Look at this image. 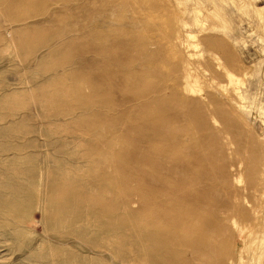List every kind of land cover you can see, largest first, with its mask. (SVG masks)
<instances>
[{
  "label": "rangeland",
  "instance_id": "obj_1",
  "mask_svg": "<svg viewBox=\"0 0 264 264\" xmlns=\"http://www.w3.org/2000/svg\"><path fill=\"white\" fill-rule=\"evenodd\" d=\"M102 1L0 0V264H264V0Z\"/></svg>",
  "mask_w": 264,
  "mask_h": 264
},
{
  "label": "bare ground",
  "instance_id": "obj_2",
  "mask_svg": "<svg viewBox=\"0 0 264 264\" xmlns=\"http://www.w3.org/2000/svg\"><path fill=\"white\" fill-rule=\"evenodd\" d=\"M104 1V0H103ZM102 1V2H103ZM180 1V0H179ZM83 2V1H82ZM109 2V1H108ZM115 2V1H114ZM158 2V1H157ZM161 2H163V1H161ZM166 2H167V0H166ZM224 2V1H223ZM68 3H69V1H68ZM101 3V2H100ZM179 5H181V4H183V3H181V2H177ZM229 3H230V1H229ZM97 4V3H96ZM106 4V3H105ZM111 4V3H110ZM118 4V3H117ZM116 4V5H117ZM160 4V3H159ZM231 4V3H230ZM83 5V4H82ZM101 5V4H100ZM109 5V4H108ZM114 5H115V3H114ZM168 5V4H167ZM232 5V4H231ZM231 5H229V6H231ZM97 6H98V4H97ZM120 6H122L121 4H120ZM119 6V7H120ZM129 6V5H128ZM132 6V5H131ZM146 6H148V5H146ZM185 6V5H184ZM196 6V5H195ZM234 6V5H233ZM39 7V6H38ZM91 7V6H90ZM99 7V6H98ZM113 8H114V6H112ZM111 7V8H112ZM123 7H124V5H123ZM130 7V6H129ZM161 7V6H160ZM159 7V8H160ZM176 7V6H175ZM198 7V6H197ZM197 7H196V9L195 8H192L193 10H192V13L194 14V13H198L199 14V12H200V10H198L197 9ZM235 7V6H234ZM95 8V7H94ZM94 8H92V9H94ZM152 8H155V7H152ZM158 8V7H157ZM157 8H155L156 9V11H157ZM179 8V7H178ZM182 8V7H181ZM221 8V7H220ZM246 8V7H245ZM100 9V8H99ZM117 9H119L118 8V6H117ZM169 9V8H168ZM180 9V8H179ZM178 9V10H179ZM183 9H185V11H188L186 8H184L183 7ZM183 9H182V11H183ZM223 9H225V7L223 8ZM257 9V11L258 12H261L262 11V8H256ZM264 9V8H263ZM32 10V9H31ZM112 10V9H111ZM110 10V11H111ZM125 10V9H124ZM160 10H161V8H160ZM216 11H215V16H220L219 14L221 13V10H219V9H215ZM115 11V10H114ZM118 11V10H117ZM128 11V10H127ZM184 11V12H185ZM248 11V10H247ZM91 12V11H90ZM104 12V11H103ZM106 12V11H105ZM112 12V11H111ZM138 12V11H137ZM158 12V11H157ZM181 12V11H180ZM184 12H182V13H184ZM43 13V12H42ZM100 13V12H99ZM254 13V12H253ZM93 14H94V12H93ZM97 14V13H96ZM160 14V13H159ZM161 14H162V12H161ZM164 14V13H163ZM65 15V14H64ZM78 15V14H77ZM88 15H91V14H88ZM110 15V14H109ZM112 15V14H111ZM121 15H123V14H121ZM155 15V14H154ZM156 15H158V14H156ZM99 16H101V15H99ZM229 16V15H228ZM92 17H94V16H92ZM95 17H96V15H95ZM98 17V16H97ZM194 17H195V21L193 22V23H195L194 25L195 26H198L199 24H202V22H201V20L200 19H197V16H196V14L194 15ZM98 18H100V17H98ZM102 18V17H101ZM108 19V18H107ZM116 19V18H115ZM161 19V18H160ZM159 19V20H160ZM109 20V19H108ZM261 20V19H260ZM95 21V20H94ZM231 21V20H230ZM226 23V22H225ZM77 24V23H76ZM85 24V23H84ZM96 24V23H95ZM83 25V24H82ZM176 26V37H175V39L174 40H172V41H174L173 43H170L171 45H172V47H173V49H174V47H179V48H182V49H184L185 50V52H190L192 49H195L196 48V45H194L193 43H192V39H194L195 37H196V35L195 34H193V33H191V32H187L186 31V29L189 27V24L187 23V22H185L183 19H181V18H177V21H176V24H175ZM99 25H97V27H98ZM101 26V25H100ZM103 26V25H102ZM149 26V25H148ZM227 26V25H226ZM232 26V25H231ZM65 27V26H64ZM75 27H76V25H75ZM96 27V26H95ZM199 27V26H198ZM86 28V27H85ZM116 28V27H115ZM224 28V27H223ZM111 29V28H110ZM110 29H107V30H110ZM124 29V28H123ZM143 29V28H142ZM146 29V28H145ZM99 30V29H98ZM117 30V29H116ZM146 30H148V29H146ZM175 30V29H174ZM105 31V30H104ZM127 31V30H126ZM130 31V30H129ZM149 31V30H148ZM89 32V31H88ZM99 32V31H98ZM103 32V31H102ZM115 32V31H114ZM117 32V31H116ZM151 31H149V33H150ZM100 33V32H99ZM108 34H109V32H107ZM124 33V32H123ZM137 33V32H136ZM143 33V32H142ZM142 33H141V36H142ZM149 33H144V34H149ZM154 33H155V31H154ZM154 33H152L151 32V34H154ZM158 33V32H157ZM82 34V33H81ZM102 35H104L103 33H101ZM100 34V35H101ZM111 34V33H110ZM117 34H119V33H117ZM139 34V33H138ZM91 35V34H90ZM90 35H88V36H90ZM106 35V34H105ZM123 34H121V36H122ZM99 36V35H98ZM107 36V35H106ZM112 36V35H111ZM110 36V37H111ZM116 36V35H115ZM129 36V35H128ZM128 36H125V37H128ZM147 36H149V35H147ZM91 37V36H90ZM118 37V36H117ZM133 37V36H132ZM143 37V36H142ZM82 38V37H81ZM80 38V39H81ZM83 38H85V37H83ZM89 38V37H88ZM95 38H98V37H95ZM94 38V36H93V40L95 39ZM106 38H108V37H106ZM106 38H104L105 40H106ZM116 38V37H115ZM122 38H123V36H122ZM122 38H120V39H122ZM150 38V37H149ZM100 39H102V38H99V40ZM104 39H102L103 41H104ZM109 39V38H108ZM107 39V40H108ZM111 39V38H110ZM113 39V38H112ZM111 39V40H112ZM116 39H119V38H116ZM145 38H143V40H144ZM154 39V38H153ZM159 39V38H158ZM84 40V39H83ZM86 40V39H85ZM106 40V41H107ZM124 40V39H123ZM146 40H148V37H147V39ZM146 40H144V41H146ZM82 41V40H81ZM88 41H90V40H88ZM97 41H98V39L96 40V43H97ZM106 41H104L105 43H106ZM113 41V40H112ZM122 41V40H121ZM120 41V42H121ZM125 42L127 41V40H124ZM134 41V40H133ZM141 41V40H140ZM143 41V44H145V42ZM162 41V40H161ZM170 41V40H169ZM169 41H167L166 43H169ZM102 41H100V43H101ZM103 42V43H104ZM115 42V41H114ZM117 42V41H116ZM124 42V43H125ZM150 42H153V41H151L150 40ZM149 42V43H150ZM88 43V42H87ZM95 43V42H94ZM96 43H95V46H96ZM127 43V42H126ZM157 43H158V40H157ZM165 43V42H164ZM163 43V44H164ZM86 44V43H85ZM92 44V43H91ZM99 44V43H98ZM109 45H110V43H108ZM123 44V43H122ZM128 44H130V43H128ZM127 44V45H128ZM142 44V43H141ZM152 44V43H151ZM170 44H168V45H170ZM109 45H106L105 44V46H108V48H109ZM124 46H125V48H127V45H125V44H123ZM153 45V44H152ZM62 46V45H61ZM93 46V45H92ZM112 46V45H111ZM140 46V45H139ZM142 46V45H141ZM140 46V47H141ZM146 46V47H145ZM147 46H148V43L146 44V45H144V49H146L147 48ZM159 46H161V45H159ZM158 46V47H159ZM85 47V46H84ZM132 47V46H131ZM149 47H150V45H149ZM87 48V47H86ZM95 48V47H94ZM97 48V47H96ZM99 48V47H98ZM97 48V49H98ZM107 48V47H106ZM112 48V47H111ZM118 48V47H117ZM142 48V47H141ZM165 48V47H164ZM104 49V48H103ZM102 49V50H103ZM116 49V48H115ZM132 49L133 48H131V51H132ZM148 49V48H147ZM156 49V48H155ZM167 49V48H166ZM96 50V49H95ZM122 50V49H121ZM136 50V49H135ZM165 50V49H164ZM171 50V49H170ZM175 50V49H174ZM86 51V50H85ZM106 51V50H105ZM122 51H124V50H122ZM128 51V50H127ZM141 51V50H140ZM145 52H149L148 50L146 51V50H144ZM162 51V50H161ZM114 52V51H113ZM155 52V51H154ZM167 52V51H166ZM87 53V52H86ZM96 53V52H95ZM100 53H101V51H100ZM102 53H104L103 51H102ZM134 53V52H133ZM140 53V52H139ZM168 53V52H167ZM171 53V52H170ZM173 53V52H172ZM176 53H178L177 51H176ZM186 53V54H187ZM131 54H132V52H131ZM154 53H152V55H153ZM158 54V53H157ZM163 54V53H162ZM87 55V54H86ZM103 55V54H102ZM110 55V54H109ZM113 55H114V53H113ZM146 55V58H145V60L147 61L148 59V57H147V54H145ZM144 55V56H145ZM150 55V53L148 54V56ZM168 55V54H167ZM174 55H176V54H174ZM188 57H192L193 55L192 54H189L188 53ZM28 56V55H27ZM94 56H96L97 57V54L96 55H94ZM115 57H116V55H114ZM142 56V55H141ZM214 56V55H213ZM139 57V56H138ZM161 57H163V55L161 56ZM143 58V57H142ZM171 58V57H170ZM98 59H99V57H98ZM105 59V58H104ZM103 59V60H104ZM116 59V58H115ZM128 59V58H127ZM151 59V58H150ZM150 59H149V62H150ZM152 59H153V57H152ZM155 59V58H154ZM190 59V58H189ZM213 61H215L216 63V65L218 66L217 68L220 70H222L224 73H225V77L227 78V80H228V84L230 85V86H232V88H233V92H234V94H235V97L239 100V103L240 104H237L238 106H239V108L240 109H244L241 105L243 104V103H241V102H243L244 100H245V98H244V96L245 95H243L242 94V90L243 89H245L246 88V82H247V80H250L251 79V74L247 71V72H245L244 74H243V76L242 77H237V76H235L234 74H232L231 72H229V71H227L225 68H223L222 67V65L220 64V59L217 57V56H214L213 57ZM105 60H107V59H105ZM156 60V59H155ZM163 60V59H162ZM182 60H183V58H182ZM110 61V60H109ZM116 61H117V59H116ZM129 61H131V60H129ZM142 61H144V60H142ZM145 61V62H146ZM151 61H153V60H151ZM133 62V61H132ZM141 62V61H140ZM165 62V61H164ZM176 62V61H175ZM111 63V62H110ZM120 63V62H119ZM123 63V62H122ZM147 63V62H146ZM151 63V62H150ZM153 63V62H152ZM183 63V67H182V73H181V76H180V83H173V82H171V83H173L168 89H171L172 90V95H171V98H172V100H173V97L174 98H184V97H188V96H194V95H196V96H194V97H200L199 98V100H202V97H201V94H199V92H201V89H200V87H199V76L197 75V74H195L194 72H192V67H191V65L192 64H190L188 61H184V62H182ZM55 64V63H54ZM63 64V63H62ZM118 64V63H117ZM134 64V63H133ZM138 64H140V63H138ZM141 64H142V62H141ZM148 64V63H147ZM146 64V65H147ZM149 65V64H148ZM150 65H152V64H150ZM114 66V65H113ZM131 66V65H130ZM142 66H145V65H142ZM159 66V65H158ZM158 66H156V67H158ZM181 66H182V64H181ZM122 67V66H121ZM141 67V66H140ZM118 68V67H117ZM142 68V67H141ZM140 68V69H141ZM170 68V67H169ZM53 69H54V67H53ZM121 69V68H120ZM142 69H144V68H142ZM142 69H141V71H142ZM156 69V68H155ZM195 69V68H194ZM101 70V69H100ZM134 70H136V69H134ZM145 70H147L146 68H145ZM151 70H153V68L151 69ZM178 70V69H177ZM116 71V70H115ZM144 71V70H143ZM195 71V70H194ZM203 71V70H202ZM130 72V71H129ZM159 72V71H158ZM161 72V71H160ZM99 73H101L100 71H99ZM120 73V72H119ZM173 75V74H172ZM142 76V75H141ZM156 76V75H155ZM122 77V76H121ZM130 77V76H129ZM144 77H146V76H144ZM162 77V76H161ZM56 78V77H55ZM79 78V77H78ZM127 78V77H126ZM157 78V77H156ZM169 78V77H168ZM175 78V77H174ZM173 78V79H174ZM80 79V78H79ZM154 79V78H153ZM167 79V78H166ZM147 80V79H146ZM149 80H151V79H149ZM148 80V81H149ZM161 80V79H160ZM163 80H165V79H163ZM162 80V81H163ZM128 81V80H127ZM145 81V80H144ZM156 81V80H155ZM86 83V82H85ZM129 83V82H128ZM168 83H170V81L168 82ZM59 84V83H58ZM66 84V83H65ZM80 84H82V83H80ZM107 84V83H106ZM105 84V85H106ZM60 85V84H59ZM73 85V84H72ZM82 85H85V84H82ZM86 85H88V84H86ZM128 85V84H127ZM147 85V84H146ZM156 85V84H155ZM159 85H161V84H159ZM217 85V84H216ZM92 86H93V84H92ZM164 86H165V84H164ZM169 86V85H168ZM167 86V87H168ZM201 86V85H200ZM88 87V86H87ZM94 87H95V85H94ZM97 88L96 89H98V87L99 86H96ZM109 87H110V84H109ZM142 87V86H141ZM166 87V86H165ZM223 87V86H222ZM81 88H83V87H81ZM100 88V87H99ZM110 88H112V87H110ZM131 88V87H130ZM152 88V87H151ZM158 88V87H157ZM91 89H92V87H91ZM122 89V88H121ZM139 89V88H138ZM159 89V88H158ZM218 89V88H217ZM224 89V88H223ZM99 90V89H98ZM98 90H96V91H98ZM101 90H102V88H101ZM136 90V89H135ZM148 90V89H147ZM166 90H167V88H166ZM81 91V90H80ZM79 91V93L81 94V92ZM93 91V90H92ZM77 92H78V89H77ZM77 92H76V94H77ZM102 92V91H101ZM111 92V91H110ZM110 92H108V93H110ZM126 92V91H125ZM149 92V91H148ZM156 92V91H155ZM166 92V91H165ZM170 92V91H169ZM225 92H226V90H225ZM63 93H65L64 91H63ZM99 93V92H98ZM95 94V93H92V94H95V96H97L98 97V95L99 96H102V95H100V94ZM107 93V94H108ZM138 93V92H137ZM152 93H154V92H152ZM157 93V92H156ZM171 93V92H170ZM83 94V93H82ZM86 94V93H85ZM91 94V93H90ZM106 94V93H105ZM104 94V95H105ZM158 94V93H157ZM164 94V93H163ZM45 95V94H44ZM48 95V94H47ZM67 95V94H66ZM65 95V96H66ZM87 95V94H86ZM103 95V96H104ZM110 95V94H109ZM109 95L107 96V97H109ZM124 95V94H123ZM129 95V94H128ZM132 95V94H131ZM130 95V96H131ZM134 95V94H133ZM199 95V96H198ZM224 95V94H223ZM94 96V95H93ZM92 96V97H93ZM112 96V95H111ZM110 96V97H111ZM144 96V95H143ZM169 96V95H168ZM173 96V97H172ZM68 97V96H67ZM77 97H79V96H77ZM84 97H86V96H84ZM193 97V98H194ZM99 98V102L101 101L100 100V97H98ZM98 98H93L94 100H97ZM115 98V97H114ZM60 99H61V97H60ZM104 98L102 97V100H103ZM187 99V98H186ZM204 99V98H203ZM158 100V99H157ZM159 100H160V98H159ZM177 100V99H176ZM176 100H174V101H176ZM46 101V100H45ZM104 101H105V99H104ZM156 101V100H155ZM177 101H179V100H177ZM182 101H184V99L182 100ZM195 101H197V100H195ZM85 102V101H84ZM94 102V101H93ZM99 102H98V104H99ZM106 102V101H105ZM110 102V101H109ZM160 102V101H159ZM165 102V101H164ZM169 102V101H168ZM77 103H80V102H77ZM87 103V102H86ZM95 103V102H94ZM161 103V102H160ZM159 103V104H160ZM107 104V103H106ZM104 105L103 104V106H107V105ZM155 104V103H154ZM163 104H165V103H163ZM180 104V103H179ZM179 104H177V105H179ZM100 105V104H99ZM98 105V106H99ZM102 105V104H101ZM101 105H100V107H101ZM166 105V104H165ZM79 106V105H78ZM98 106L96 107V108H98ZM108 106H109V104H108ZM110 106H112V103L110 102ZM155 106V105H154ZM175 106V105H174ZM181 106V105H180ZM94 107V108H95ZM68 108V107H67ZM102 108V107H101ZM110 108V107H109ZM112 108V107H111ZM171 108H172V106H171ZM253 108V107H252ZM60 109V108H59ZM71 109V108H70ZM149 109V108H148ZM177 109V108H176ZM100 110H102V109H100ZM107 110V109H106ZM109 110V109H108ZM155 110V109H154ZM156 110H157V108H156ZM167 110V109H166ZM169 110V109H168ZM182 111V110H181ZM150 112V111H149ZM160 112V111H159ZM158 112V113H159ZM163 112V111H162ZM165 113V112H164ZM168 113V112H167ZM170 113V112H169ZM62 114V113H61ZM187 114H190V113H187ZM164 115V114H163ZM162 115V116H163ZM171 115V114H170ZM148 116V115H147ZM190 116V115H189ZM188 116V117H189ZM172 118V117H171ZM145 119V118H144ZM186 119V118H185ZM107 120V119H106ZM127 120V119H126ZM152 120H153V118H152ZM157 120V119H156ZM100 121V120H99ZM104 121V120H103ZM155 121V120H154ZM158 121V120H157ZM167 121V120H166ZM171 121V120H170ZM188 121V120H187ZM191 121V120H190ZM189 121V122H190ZM165 122V121H164ZM173 122V121H172ZM215 122V121H214ZM213 122V123H214ZM147 123V122H146ZM154 123V122H153ZM162 123V122H161ZM94 124V123H93ZM107 124V123H106ZM158 124H160V123H158ZM157 124V125H158ZM190 124V123H189ZM72 125H73V123H72ZM76 125V124H75ZM95 126V125H94ZM159 126V125H158ZM172 126V125H171ZM189 126V125H188ZM119 127V126H118ZM167 128V127H166ZM88 129V128H87ZM182 129V128H181ZM188 131V130H187ZM81 132V131H80ZM85 134H87L86 132H84ZM189 133V132H188ZM187 133V134H188ZM192 133V132H191ZM166 134V133H165ZM177 135V134H176ZM173 136V135H172ZM179 136H181V135H179ZM184 136V135H183ZM171 137V136H170ZM174 137H175V135H174ZM118 138V137H117ZM168 138V137H167ZM178 138V137H177ZM173 139V138H172ZM180 139V138H179ZM84 140V139H83ZM192 140V139H191ZM124 141V140H123ZM181 142V141H180ZM80 143V142H79ZM83 143V142H82ZM116 143V142H115ZM194 143H196V142H194ZM110 145H113V144H111V143H109ZM123 144V143H122ZM172 144V143H171ZM181 144H184V143H181ZM109 145V146H110ZM164 145V144H163ZM176 146V145H175ZM178 147V146H177ZM121 148V147H120ZM171 148V147H170ZM180 148V147H179ZM178 148V149H179ZM177 149V148H176ZM182 149V148H181ZM101 150V149H100ZM108 150V149H107ZM170 150V149H169ZM172 150V149H171ZM102 151V150H101ZM174 151V150H173ZM179 151V150H178ZM107 152V151H106ZM105 152V153H106ZM110 152V151H109ZM121 152V151H120ZM112 153H113V151H112ZM111 153V154H112ZM172 154V153H171ZM95 155V154H94ZM96 156V155H95ZM105 156V155H104ZM103 156V157H104ZM157 156V155H156ZM181 156V155H180ZM183 156V155H182ZM184 156H186V155H184ZM94 157V156H93ZM176 157H178V158H180L179 156H176ZM91 158V157H90ZM115 159H116V157H114ZM114 158H113V160H114ZM107 159V158H106ZM122 159V158H121ZM183 159V158H182ZM181 159V160H182ZM188 159V158H187ZM80 161V160H79ZM154 161V160H153ZM164 161V160H163ZM180 161V160H179ZM112 163V162H111ZM129 165V164H128ZM110 166V165H109ZM112 166V165H111ZM103 167V166H102ZM109 168V167H108ZM144 169V168H143ZM99 170V169H98ZM151 170V169H150ZM107 171V170H106ZM148 172V171H147ZM80 173V172H79ZM113 173V172H112ZM102 175V174H101ZM112 176V175H111ZM101 178H102V176H101ZM104 178V177H103ZM160 178V177H159ZM97 179V178H96ZM165 179H167V178H165ZM108 180V179H107ZM170 182H172V181H170ZM164 184V183H163ZM111 185V184H110ZM115 185V184H114ZM117 186V185H116ZM140 186V185H139ZM172 186H173V184H172ZM117 188H118V186H117ZM119 190V189H118ZM126 190V189H125ZM164 190V189H163ZM168 190H169V188H168ZM90 192V191H89ZM127 194V193H126ZM145 194V193H144ZM97 195V194H96ZM141 195V194H140ZM158 195V194H157ZM90 196V195H89ZM122 196H124V195H122ZM142 196V195H141ZM166 196V195H165ZM125 197V196H124ZM150 197V196H149ZM94 198V197H93ZM92 198V199H93ZM98 198V197H97ZM146 198V197H145ZM151 198V197H150ZM83 199V198H82ZM142 199V198H141ZM149 199V198H148ZM174 199V198H173ZM98 200V199H97ZM101 200V199H100ZM146 200H147V198H146ZM124 201H126V200H124ZM141 201V200H140ZM149 201V200H148ZM168 201V200H167ZM92 202V201H91ZM97 202H100L99 200L97 201ZM102 203H103V201H102ZM102 203H100L101 205H104V204H102ZM156 203V202H155ZM94 204V203H93ZM87 205V204H86ZM97 206V205H96ZM98 206H100V205H98ZM106 206V205H105ZM107 207V206H106ZM105 207V208H106ZM184 207V206H183ZM111 208V207H110ZM124 208V207H123ZM145 208V207H144ZM185 208V207H184ZM189 208H191V207H189ZM127 209V208H126ZM173 209V208H172ZM129 210V209H128ZM155 210V209H154ZM130 211V210H129ZM150 211H151V209H150ZM157 211V210H156ZM160 211V210H159ZM198 211V210H197ZM114 212V211H113ZM148 212H149V210H148ZM154 212V211H153ZM152 212V213H153ZM158 212V211H157ZM184 212H186V211H183V213H181L182 215L184 214ZM187 212H190V211H187ZM146 213V212H145ZM159 214V213H158ZM163 214V213H162ZM105 215V214H104ZM143 215V214H142ZM145 215V214H144ZM171 215V214H170ZM185 215V214H184ZM193 216V215H192ZM88 217V216H87ZM150 217V216H149ZM157 217V216H156ZM165 217V216H164ZM187 217V216H186ZM186 217H184V218H186ZM172 218H174L173 216L170 218H166L167 219V221H172ZM177 218V217H176ZM176 218H175V220L174 221H176ZM179 218V217H178ZM190 218L191 217H189V221H191L190 220ZM245 218V217H244ZM144 219V218H143ZM157 219V218H156ZM249 219V218H248ZM88 220V219H87ZM146 220H147V218H146ZM193 220V219H192ZM233 220H235V218L233 219ZM167 221H165V222H167ZM179 221V220H178ZM183 221H186L185 219H183ZM182 221V222H183ZM188 221V220H187ZM238 221V220H237ZM173 222V221H172ZM172 222H171V224H172ZM150 223H151V221H150ZM174 223H176V222H174ZM184 223V222H183ZM156 224V223H155ZM167 224H169V223H167ZM166 224V225H167ZM173 225V224H172ZM179 225V222H178V224L176 225V226H178ZM198 225V224H197ZM232 225L234 226L235 225V221H233L232 222ZM143 226H145V225H143ZM154 226V225H153ZM157 226V225H156ZM169 226V225H168ZM175 226V227H176ZM152 227V226H151ZM245 227V226H244ZM150 228V227H149ZM149 228H147V229H149ZM154 228H156V227H154ZM153 228V229H154ZM157 228H160V227H157ZM156 228V229H157ZM197 228V227H196ZM243 228V227H242ZM164 229V228H163ZM173 229V228H172ZM187 229V228H186ZM193 229V228H192ZM165 230V229H164ZM163 230V231H164ZM236 230V229H235ZM239 229H237V231H238ZM241 230V229H240ZM139 231V230H138ZM162 231V229H161V232H163ZM248 231V230H247ZM135 232V231H134ZM142 232V231H141ZM165 232V231H164ZM184 232V231H183ZM177 233V232H176ZM238 234V233H237ZM250 235V234H249ZM185 238V237H184ZM249 238V237H248ZM128 239V238H127ZM140 241V240H139ZM129 242V241H128ZM187 242V241H186ZM145 243V242H144ZM255 243V242H254ZM114 244V243H113ZM116 245V244H115ZM173 247V246H172ZM143 249V248H142ZM255 249V248H254ZM129 250V249H128ZM173 250V249H172ZM139 252V251H138ZM235 254V253H234ZM143 255V254H142ZM147 256V255H146ZM180 256V255H179ZM180 258V257H179ZM241 259V258H240ZM219 261V260H218ZM147 262V261H146ZM239 262V261H238ZM216 263V262H215ZM138 264V263H137ZM164 264V263H163ZM217 264V263H216Z\"/></svg>",
  "mask_w": 264,
  "mask_h": 264
}]
</instances>
